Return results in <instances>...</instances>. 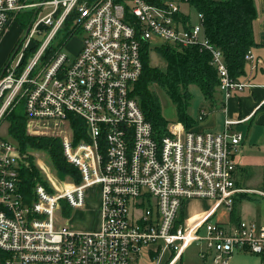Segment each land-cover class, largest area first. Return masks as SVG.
Masks as SVG:
<instances>
[{"label": "built area", "instance_id": "obj_1", "mask_svg": "<svg viewBox=\"0 0 264 264\" xmlns=\"http://www.w3.org/2000/svg\"><path fill=\"white\" fill-rule=\"evenodd\" d=\"M180 4L189 3L0 0V43L19 14L39 9L9 63L0 67V124L24 102L29 122L61 123L73 115L86 127V139L78 143L62 136L64 156L78 169L81 182L69 179L58 189L51 181L52 191L37 184L29 202L19 191L27 155L16 143L0 141V264H136L154 245L161 247L157 264L166 252L169 264H177L193 244L205 264H231L237 251L264 260V225L214 222L212 214L193 224L180 219L188 200H211L231 213L236 201L248 195L264 199V172L259 187L237 183L235 155L243 137L232 131L234 123L226 120L223 132L211 133L187 130L175 121L161 135L134 95L146 42L207 51L225 104L248 86L231 78L223 52L205 34L203 15L199 25L184 22ZM46 6L51 11L44 14ZM71 16L70 30L83 36L78 54L71 58L62 51L65 40L43 64ZM36 34H45L44 40L35 43ZM36 46L22 70L26 54ZM246 59H255L252 51ZM205 117L201 110L198 120ZM91 187L99 188L100 229L76 231L58 221L63 202L84 208Z\"/></svg>", "mask_w": 264, "mask_h": 264}, {"label": "trees", "instance_id": "obj_2", "mask_svg": "<svg viewBox=\"0 0 264 264\" xmlns=\"http://www.w3.org/2000/svg\"><path fill=\"white\" fill-rule=\"evenodd\" d=\"M180 1H187L189 5L196 8L199 14L203 15L205 34L212 44L223 52L231 78L235 81H241L242 76L245 74L246 55L249 51H252L254 47H257L253 27L254 21L258 16L255 1ZM38 13L39 10H30L19 14L17 18L20 26L28 30ZM181 17L184 22H191L190 16L182 15ZM73 20L74 16H71L66 22L65 40H70L77 34V31L70 30V25ZM37 47L38 46L29 50L26 54L22 70ZM149 49L150 44L148 42L142 44L143 70L134 90V95L138 98L142 112L146 119L152 123L157 133L164 135L167 132L169 122L162 114L160 99L155 92L149 89V86L155 83L166 92L175 105L177 121L183 123L187 130H191L195 122L188 114V107L192 100V96L189 92L190 85L194 84L199 86L206 100H212L219 87V76L217 70L211 63V55L197 46L179 49L169 44L162 43L157 47L159 53L167 63V70L162 72L158 68L150 65ZM55 50L56 48L54 47L47 50L42 58L43 64L48 62ZM6 119L10 122V136L17 142L21 153L27 155V164L23 165L19 173V191L23 194L26 202L34 198V190L37 184H44L49 191H52L49 183L39 177L35 158L29 156V149H31V147L48 155L53 168L59 174L61 180L62 178L71 179L76 184L81 182L78 169L66 160L62 142L59 138L50 136L30 138L26 134L25 127L29 120L26 116L24 102L17 105L6 116ZM69 120L74 132L75 143L80 142L82 139H86L84 121L73 115L69 116ZM240 201L241 199L236 201L231 212L232 214L235 213L236 206ZM62 207L63 211L70 210V207L66 204H63Z\"/></svg>", "mask_w": 264, "mask_h": 264}, {"label": "rangeland", "instance_id": "obj_3", "mask_svg": "<svg viewBox=\"0 0 264 264\" xmlns=\"http://www.w3.org/2000/svg\"><path fill=\"white\" fill-rule=\"evenodd\" d=\"M43 1L44 0H32V4H38ZM180 7L183 13L190 16L192 24L199 25L200 17L195 7L189 4H180ZM44 9V14H47L51 11L47 6ZM31 10L39 9L38 7H33ZM26 32L27 30L20 26L18 18L16 22L11 24L9 31L6 33L0 43V67H4L9 63L10 55L12 54L17 43L25 36ZM65 35L66 31L62 30L58 37L53 41L52 46L54 48H58V46L65 40ZM44 38L45 34H36L34 37V42L40 43L44 40ZM82 40V34H76L72 39L68 40L67 45L62 49V51L71 58L75 57L82 46ZM159 45L150 46L149 61L152 67H156L162 72H165L167 70V63L157 49ZM149 89L158 95L162 108V114L165 119L170 124L177 121L175 105L166 92L155 83L151 84ZM189 92L192 96V100L188 107V114L194 120L195 128L204 126L209 120L199 121L198 117L200 109L204 103H206V100L200 87L197 85H190ZM9 126L10 122L8 119L3 120L0 124V141L3 139H8L17 144V142L14 141L10 136ZM25 132L30 138L50 136L59 138L62 142V136H67L74 140V132L70 120L52 124L28 121L26 123ZM238 133L245 135V144L239 148V152L235 156V162L240 164L242 167H245L246 175L248 177L251 176V180L249 181L248 179V182H246L247 184L243 183L242 185L249 188L259 187L260 185L258 184L260 183L262 177V171L260 169L254 168V164L259 163L257 161L258 149L251 150L248 148V135L245 128L239 129ZM29 156L35 158L39 177L43 178L49 184L52 185L51 181H55L57 183V185L55 183L56 187L60 189L64 185H68L72 182L65 178H62V180L60 179L59 174L53 168L52 163L50 162V159L46 153L31 147V149H29ZM99 206V188L91 187L86 192L85 207L83 209L70 208V210L67 211H63L61 209L57 212V219L58 221L69 225L72 230L94 232L100 229L101 217L99 213ZM211 206L212 204L208 200H196L186 203L189 214L195 213L197 211H206L211 208ZM238 214L242 215L243 219L247 221H255L258 224L264 225V199L257 198L253 195H248L247 198L242 199L237 204L236 215ZM229 216V212L224 207H222L219 211V214L213 219V221L216 222L219 220H226ZM201 234L205 235L204 231H202ZM199 251L200 247L197 244L191 245L184 254L182 264H203L199 257ZM239 253L241 254L239 257L238 255H235L237 252L234 254V257L231 259V264H258V262H260L259 258L254 255H245V253L240 251ZM143 264H150V262L146 259L145 263Z\"/></svg>", "mask_w": 264, "mask_h": 264}, {"label": "crops", "instance_id": "obj_4", "mask_svg": "<svg viewBox=\"0 0 264 264\" xmlns=\"http://www.w3.org/2000/svg\"><path fill=\"white\" fill-rule=\"evenodd\" d=\"M254 1L258 11V16L254 21L253 26L254 37L257 43V47H254L252 49V53L255 55V59H246L245 74L241 78V81L248 84V86L241 92H235L226 102V104L224 103V94L218 87L215 93V97L212 100L205 99L206 103H204V105L200 109V111H206V117L203 121H209L204 126L197 128H195L194 126L191 130L196 132L221 133L225 129L224 126L226 120H230L234 123L232 125L233 132L238 133L239 129L245 128L248 135V148H250L251 150L258 149L257 161L259 163L254 164V168L260 169L262 171V177L260 183L258 184L261 185L264 172V0ZM242 137L243 139L240 147L245 144V135L242 134ZM235 176L237 183L240 185H242L243 183L247 184L246 182H248V179L249 181L251 180V176L248 177L246 175V168L242 167L240 164H237ZM193 201L196 200L186 201L183 208L181 209L180 219L182 222L193 224L197 222V219H200L209 214H212L214 219L219 214V211L222 208L221 206L217 207L216 202L208 200L212 204L211 208L206 211H197L195 213L189 214L186 203ZM229 215L230 216L226 220H219L217 222L225 223V221L234 222L237 220H245L243 219L242 215H236V211L234 214L229 213ZM160 250V246H150L145 250L142 258L137 260L136 264H143L145 263L146 259L150 262V264H157L156 258ZM243 253H245V255L251 254L245 251ZM235 255H238L239 257L241 254L239 253V251H237V254ZM254 256L259 258L260 262H258V264H264V260L262 258L257 255ZM170 258V253L166 252L164 257L158 264H169ZM182 261L180 262V264H182ZM202 263L205 264L203 261Z\"/></svg>", "mask_w": 264, "mask_h": 264}]
</instances>
